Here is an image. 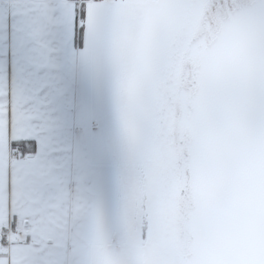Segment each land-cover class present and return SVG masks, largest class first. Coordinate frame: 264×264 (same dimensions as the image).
Returning <instances> with one entry per match:
<instances>
[{
  "label": "snow or ice",
  "instance_id": "snow-or-ice-1",
  "mask_svg": "<svg viewBox=\"0 0 264 264\" xmlns=\"http://www.w3.org/2000/svg\"><path fill=\"white\" fill-rule=\"evenodd\" d=\"M0 264H264V0H0Z\"/></svg>",
  "mask_w": 264,
  "mask_h": 264
}]
</instances>
